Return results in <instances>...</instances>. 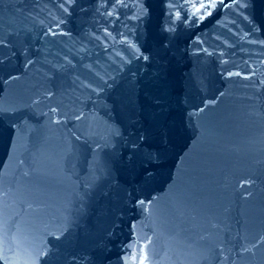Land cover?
<instances>
[{"label": "water", "instance_id": "95a60500", "mask_svg": "<svg viewBox=\"0 0 264 264\" xmlns=\"http://www.w3.org/2000/svg\"><path fill=\"white\" fill-rule=\"evenodd\" d=\"M0 264H264V0H0Z\"/></svg>", "mask_w": 264, "mask_h": 264}, {"label": "snow or ice", "instance_id": "6c2138e0", "mask_svg": "<svg viewBox=\"0 0 264 264\" xmlns=\"http://www.w3.org/2000/svg\"><path fill=\"white\" fill-rule=\"evenodd\" d=\"M202 7H204V5H201Z\"/></svg>", "mask_w": 264, "mask_h": 264}]
</instances>
